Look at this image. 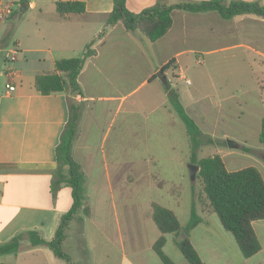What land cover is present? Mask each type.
<instances>
[{
  "label": "crops",
  "instance_id": "1",
  "mask_svg": "<svg viewBox=\"0 0 264 264\" xmlns=\"http://www.w3.org/2000/svg\"><path fill=\"white\" fill-rule=\"evenodd\" d=\"M56 1L74 0H51L47 8L38 7L35 0L20 1L16 8L22 13L37 9L43 18L4 53L8 59L14 51L13 63L2 67L0 62V76L7 77L0 87V243L28 229L50 240L72 204L69 186L54 194L50 189L55 146L68 119L67 96L62 91L42 94L34 82L37 74L54 71L56 60L72 57L68 52L79 42L91 44L94 52L77 78L82 112L73 156L81 165L85 197L62 242H69L75 252L68 253L72 263L166 264L155 250L163 237L161 249L170 262L190 264L177 245L184 233L159 228L154 214L160 206L181 226L193 209L201 216L186 236L203 264H264V218L249 222L259 249L245 256L205 195L197 193L196 177L191 180L187 168L192 158L218 154L228 171L254 166L264 181L260 130L257 142L248 144L225 127V118L232 119V104L241 107L253 93L255 105L264 107L263 85L245 87L234 73L220 75L219 85L214 83L216 68L264 64V19L173 9L169 30L151 41L121 23L106 26L113 0H80L85 11L64 17L56 11ZM162 1L171 5L185 0ZM155 2L126 0V6L139 12ZM11 16L0 20V26ZM28 38L41 39L44 45L31 46ZM189 65L205 68L203 80L212 84L209 91L193 87ZM167 85L177 91L186 113L213 143L191 151L186 126L168 101ZM184 98L196 100L195 107L183 103ZM0 263L65 264L47 247H29L27 242L17 253L0 255Z\"/></svg>",
  "mask_w": 264,
  "mask_h": 264
},
{
  "label": "trees",
  "instance_id": "2",
  "mask_svg": "<svg viewBox=\"0 0 264 264\" xmlns=\"http://www.w3.org/2000/svg\"><path fill=\"white\" fill-rule=\"evenodd\" d=\"M55 5L56 11L61 17L85 11V3L80 0L56 1ZM173 9L192 12L215 10L224 18L251 14L264 19V4L261 0H230L228 3H223L221 0H185L171 5L162 0H156L155 4L139 12L129 10L126 0H113L112 9L106 16V26L121 23L127 31L136 32L155 41L171 27ZM105 30L106 27L101 34H104ZM93 52L91 44H86L81 55L56 60L54 71L37 74L34 82L36 90L42 94L62 91L67 96L68 119L55 146L56 169L50 182V189L54 194L62 186H69L72 204L60 216L54 235L50 240L41 236L38 230H23L17 232L9 240L0 243V255L17 253L27 242L29 247H47L56 258L63 260L65 264H73L70 255L64 251L62 242L69 222L82 208L85 197L81 165L73 156V143L78 133L82 112V103L77 98L82 94V89L77 78L86 59ZM3 57L4 52L0 51V62ZM166 91L170 105L186 126L191 151L194 153L202 144L213 143L214 140L203 134L197 123L186 113L177 91L169 85L166 86ZM258 139L264 145V116L261 118ZM191 162L198 165L196 178L201 179L203 193L213 210L219 215L224 228L234 235L245 256L257 251L259 243L249 224L253 219L264 218V181L257 168L248 166L228 171L218 154L197 159L192 158ZM154 216L162 232H172L176 235L181 231L184 233L185 236L177 240V245L190 264H203L186 236L188 231L201 221V216L194 209L185 226L179 224L170 210L160 206L156 207ZM163 241V237L157 240L155 250L166 264H172L162 252Z\"/></svg>",
  "mask_w": 264,
  "mask_h": 264
},
{
  "label": "rangeland",
  "instance_id": "3",
  "mask_svg": "<svg viewBox=\"0 0 264 264\" xmlns=\"http://www.w3.org/2000/svg\"><path fill=\"white\" fill-rule=\"evenodd\" d=\"M35 1L38 7L44 5L43 7L47 8V3L50 2L51 0H35ZM37 11H38L37 9H34L22 13L18 8H16V6L13 7L12 9L13 14L12 13L10 14V16L12 15L11 18L7 21L6 25L2 24L0 26V48L4 49L3 51L4 53L10 49H13V47L16 45L17 39H20L21 37L26 38V33H28V30L30 31L35 30L34 23L38 20L42 21L43 18L38 14ZM7 27H9L10 30L7 33V36H5L4 33ZM27 43L31 46L44 45L43 44L44 42L41 39L32 40L28 38ZM70 49L71 50L68 53H73L71 54L73 56H79L80 55L79 53L84 52L85 46L79 42H75L73 44V47ZM76 53H78L79 55ZM196 55H198L200 60H202L203 58L202 54L197 53ZM7 62L13 63V61H9L4 55L1 62L2 67H5L7 65ZM204 69L205 68L202 65H197V66L189 65L187 68V76L191 82L193 81V87H199L201 91L207 92L209 91L208 87L209 86L211 87L212 84L204 82L203 71H202ZM233 73L237 74L238 79L240 78L243 79V83L245 87H252L256 85L259 86V84H262L263 85L262 95L264 99V64L263 63L254 66L253 68H250L248 66L216 68L217 78L214 79L215 81L214 83H216L218 86L219 83L221 82L220 75L227 74L230 76V74L234 75ZM6 80H7L6 76L3 75L0 76V87L4 86ZM261 81L263 83H260ZM184 85L185 84H183L182 86ZM254 96L255 93H253L250 99H244L243 105L241 107L237 106L236 104H232V119L227 117L225 118V127L227 129L229 127V133L236 135L239 138H244L248 144H255L257 142L258 130H260V118L264 116V107H262L261 104L259 105V107L255 105V101L257 100H255ZM195 101L196 100L194 99L188 100L187 98H184L182 102L190 103V105H193V107H195L194 104ZM197 119H199L198 116ZM240 165H245V162H242ZM195 187L198 194H204L202 188V181L200 178L195 179ZM63 249L67 253H71V255H75V252H73L74 250H72L73 249L72 246H69V242H67L66 245L63 246ZM166 249L168 250V245Z\"/></svg>",
  "mask_w": 264,
  "mask_h": 264
},
{
  "label": "built area",
  "instance_id": "4",
  "mask_svg": "<svg viewBox=\"0 0 264 264\" xmlns=\"http://www.w3.org/2000/svg\"><path fill=\"white\" fill-rule=\"evenodd\" d=\"M20 5L19 0H0V20H3L10 16L12 13V9L14 6ZM9 61H13L15 59V53L12 51L11 54L7 55ZM6 88L8 90H14V86L6 84Z\"/></svg>",
  "mask_w": 264,
  "mask_h": 264
},
{
  "label": "water",
  "instance_id": "5",
  "mask_svg": "<svg viewBox=\"0 0 264 264\" xmlns=\"http://www.w3.org/2000/svg\"><path fill=\"white\" fill-rule=\"evenodd\" d=\"M189 177L191 180H194L196 177V173L198 171V165L194 163H188L187 164Z\"/></svg>",
  "mask_w": 264,
  "mask_h": 264
}]
</instances>
